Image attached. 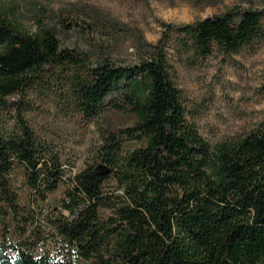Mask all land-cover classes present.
<instances>
[{"label": "trees", "instance_id": "obj_1", "mask_svg": "<svg viewBox=\"0 0 264 264\" xmlns=\"http://www.w3.org/2000/svg\"><path fill=\"white\" fill-rule=\"evenodd\" d=\"M262 18V11L232 8L163 26L205 57L214 47L237 53L263 39ZM61 20L68 29L74 23L96 32ZM166 37L138 41L137 63L106 57L93 64L84 52L62 47L55 28L31 35L0 12V110L58 69L83 114L117 94L113 112L134 118L132 127L107 130L100 164L67 181L59 157L27 125L0 134V264H264V114L248 135L212 147L185 118ZM125 141L141 146L122 155ZM60 189L52 236L28 237L32 220L22 214L21 194L47 201Z\"/></svg>", "mask_w": 264, "mask_h": 264}, {"label": "rangeland", "instance_id": "obj_2", "mask_svg": "<svg viewBox=\"0 0 264 264\" xmlns=\"http://www.w3.org/2000/svg\"><path fill=\"white\" fill-rule=\"evenodd\" d=\"M232 8L262 11L264 29V0H0V12L19 30L39 35L55 28L62 47L84 52L93 64L106 57L115 65L137 63L138 41L155 44L167 32L168 72L181 92L185 118L212 147L238 140L262 122L264 38L237 53L214 47L204 57L187 37L165 31L163 24L194 23ZM64 16L68 23L91 26L96 32L86 33L74 23L68 29L61 22ZM61 76L58 69L49 70L24 93L11 96L8 106L0 110V134L20 133L22 125H27L45 150L59 157L67 181L100 164L106 154L107 130L132 127L134 118L113 112L111 102L117 94L110 95L91 116L83 114ZM139 146V142L125 141L122 155ZM62 190L47 201L32 202L26 193L21 194L22 214L32 220L28 237L38 231L52 236Z\"/></svg>", "mask_w": 264, "mask_h": 264}]
</instances>
